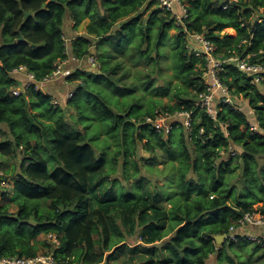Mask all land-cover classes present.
Instances as JSON below:
<instances>
[{"label": "trees", "instance_id": "16d2710c", "mask_svg": "<svg viewBox=\"0 0 264 264\" xmlns=\"http://www.w3.org/2000/svg\"><path fill=\"white\" fill-rule=\"evenodd\" d=\"M180 1L186 11L177 23L175 12L160 8L159 0H0V124H7V128L0 125V156H22L12 183L19 209L10 212L8 205L0 204V258L34 257L39 254L38 242L51 246L49 253L59 264H118L120 251L136 255L134 264H248L257 250L264 251V241L253 242L243 235L253 228L238 225V239L230 237L231 227L246 212L264 215V78L254 84L236 63L224 65L221 79L248 106L219 99L213 119L195 104L205 90L206 62L188 47L190 36L199 33L211 41L216 55L236 53L264 64V0ZM151 8L144 22L141 17ZM68 13L75 28L90 19L86 33L71 41V51L79 58L89 54L97 40L99 49L106 42L116 50L130 43L137 62L143 57L158 65L168 30L175 26L169 54L179 82L174 89L155 87V79L147 74L140 83L170 94L175 102L144 100L137 93L139 84L125 82L130 77L127 70L116 75L123 65L111 62L115 54L105 47L109 58L101 60V73L77 68L65 77L78 83L65 101L77 114L74 124L67 121L63 106L53 103L50 91L37 89L36 81L68 57L63 28ZM20 66L36 81L14 95V88L23 83L14 74ZM165 110L189 111L190 125L177 115L169 120L172 127L165 138V129L155 124L158 113ZM252 120L260 130L251 129ZM92 125L100 127L99 135L106 133L104 138L112 139L111 145L114 141L120 146L114 163L122 153L121 165L132 162L134 172L139 169L137 159L128 158L140 151L137 142L147 151L163 152L162 163L170 169L160 186H143L135 201L139 204L113 196L120 181L110 179L101 150L91 145ZM50 158L57 163L50 165ZM1 166L2 161L0 171ZM171 175L174 180L168 182L166 197L162 188ZM3 179L7 176L0 172ZM42 200L49 205L42 207ZM139 226L141 244L125 243V232L132 235ZM41 233L55 234L59 244L47 238L48 242L40 241ZM219 234H226L221 243ZM249 242L252 256L244 259L234 247L247 249Z\"/></svg>", "mask_w": 264, "mask_h": 264}, {"label": "rangeland", "instance_id": "374dc122", "mask_svg": "<svg viewBox=\"0 0 264 264\" xmlns=\"http://www.w3.org/2000/svg\"><path fill=\"white\" fill-rule=\"evenodd\" d=\"M152 8L144 11L141 17L144 22L148 20L149 12L152 10ZM178 10L180 9L178 8ZM175 13L177 14V16H180L177 21V23H179L181 19V15H178L177 12ZM70 19L71 18L68 13L65 18L64 25H63L64 38L66 40L69 56L72 55L71 41L74 38L86 33V26L90 21L89 18H86L81 22V24L77 28H75L74 21ZM229 32L233 35L235 34L233 30H229ZM113 33H115V31ZM175 33H176L175 26H173L171 29L168 30V34L165 38L166 39L165 44L164 46H162V49L165 48L163 49V51H165V54L163 53V56L158 59L159 61L158 65H155L153 61H146L143 57H140L139 58L140 61L137 62L136 59L134 58L136 57V55H131L130 53L132 52V49H131L132 44L130 43H126L123 49L116 50L115 49L116 47L114 48V46L110 42H106L105 45L101 49H99L96 44L98 43V41L96 40L92 44L91 50H90V53H93L97 56L96 67L93 68L86 61H83L80 65L77 64L76 62H71L73 63V65H70L71 64L70 63L69 68L71 70L74 68H82L85 70H90V71H94L97 73H101V69H100L101 68L100 63H102L101 60L103 59L106 60L107 58H109V56H107V54L104 52V48L106 47L107 50H111L110 53L115 54L114 55L115 58H112L111 62L119 61L123 65V67L118 71L116 75L120 77L122 72L127 70L128 75H130V77L127 80H125V82L127 83L136 82L137 84H139V87L141 88H139L137 93L138 94L142 93L144 95V100L148 101L150 97H153L157 100L158 99L161 100L162 104H169V103L172 104L175 102L176 99L172 98L170 94H166V95L160 94L158 90L153 89V88L145 89L143 86H141L140 83L142 82L143 78L145 79L147 78V74H151V76L155 79L154 80L155 87L159 86L161 88V86L167 85V87L169 86V89H174L176 84L179 82V79L174 76L172 58L169 54L170 49L172 48L171 40L173 39ZM138 40H139V36L134 39V42H138ZM138 77H141V78H138ZM51 82L46 81L45 83L42 84L43 86L41 84L39 85L38 83L39 85L38 87L53 93L54 95L53 100L56 99L58 101V104L63 106L62 108H63L65 119L69 121L70 123L74 124L75 115L77 113L75 109L73 107L68 106L65 103V101L66 99H68V94L74 89V87H76V85H78V83L77 82H73V83L67 82L65 77L60 78L58 80H53ZM49 86L53 87L54 89H49ZM21 87L24 88L25 86L21 85ZM108 90L114 92L112 88H109ZM236 104L245 109H247V106H248L247 102H245L244 98L242 97L241 98L238 97V99L236 100ZM252 111H251V114H252ZM0 125L2 128H7V124L3 123ZM83 126L78 125L79 129L80 128L84 129ZM162 127L163 129H165L164 137L166 138L168 132L170 131L172 127V124L166 122L162 124ZM91 131H92L91 135L93 139L90 140V143L94 147V149L96 148V150H101V155L103 156H100V157H104L106 159V166L108 167L110 179H117L120 181V182H116L117 186L115 187V189H118L117 190L118 192L116 195H113L115 197H119L122 199L129 198L130 203L134 202V203L139 204L140 202H135V201L142 194L143 186L145 187V186H148L149 184L153 187H155L156 184L158 186L163 181L168 169H170V167L167 166V163H162L164 156H163V152L160 149H157V151L153 153V152H150L144 149L143 144L138 143V142L137 144H139L140 151H138V153L133 154L132 157L128 159L129 160L137 159V162H138L137 165H139L138 167L139 169L135 168V172H134V165L132 162H129L127 167H123L121 165L122 161L124 160V156L122 153L118 155V158L116 160L117 162L114 163V156L116 155L117 151L121 149L120 146L116 147L114 141L111 145L110 141L112 139L110 140L109 138H104L106 136L105 135L106 133L99 135L100 127L98 125H92ZM103 148H106V149H103ZM152 156H155V159L153 160V162H148L150 160L147 161L146 159L151 158ZM21 157L22 156H20V154L15 157H10V158L0 156V162L2 161V166H1V171H0L1 175L7 176V179H3L2 181L0 180V193L1 194L5 193V195L2 194L0 197V204L8 205V210L10 212H17V210L19 209V204L17 200L13 198L15 195H17V193L16 192L12 193V183H13V179L17 176L20 170L18 163ZM49 162H50V165L52 166L57 163L56 161L52 162V158H50ZM123 175H125L124 178L122 177ZM138 180H140L141 183H137ZM171 180H174V177H172V175L168 177L167 179H165L164 181L165 184L162 190L166 194V197L169 195L170 190L168 188V182H170ZM121 185H122V188H121ZM164 202L167 208L170 209L171 202L168 200ZM48 205H49L48 201L42 200L41 202L42 207L48 206ZM141 227L139 226L137 230L135 231V233L132 235L127 234V232H125L124 242L128 243L129 245H135V244L140 243L141 240L138 237V234L139 232L141 233L143 230ZM167 229L168 227L166 228V230ZM172 234H173V231L169 233L165 238H169V236H171ZM94 236L95 238H98V232H95ZM38 238L40 241L45 240L46 242H48V240L46 239L47 236L43 233H41ZM37 244L40 247L39 254L46 255L49 253L51 249L50 245H44L43 243H39V242ZM246 246H247V249H243L239 246L234 247L235 251H237L244 259H248L252 256V254H250V251H251L250 248L253 246V243L249 242ZM96 248L100 249V246L97 245ZM235 251L228 250V253L234 256L236 259L240 260V258L236 256L237 253ZM120 252L118 253L119 254V257L117 260L118 264H134L135 260H137V257L134 254H132V256L130 257V254L125 255L123 254V251L121 253ZM256 252L258 253H255L254 256L248 259V264H264V251L257 250ZM213 264H220V263H217L215 261Z\"/></svg>", "mask_w": 264, "mask_h": 264}, {"label": "built area", "instance_id": "2783aa9c", "mask_svg": "<svg viewBox=\"0 0 264 264\" xmlns=\"http://www.w3.org/2000/svg\"><path fill=\"white\" fill-rule=\"evenodd\" d=\"M158 6L164 10H170L176 12V9L179 8L181 12L177 11L178 15L184 14L185 5L181 3L180 0H159ZM176 14V13H175ZM177 16V14H176ZM178 18L180 16H177ZM180 19V20H181ZM189 50L193 51L196 56L200 57L202 60L206 62V66L203 71V80L205 84V90L200 93L197 101L195 102L196 106L201 109L206 110V112L213 118L217 119V111H218V101L221 99L223 102L236 104L237 98L233 96L232 90L229 86L223 82L220 76V72L224 69V65L228 63H236V65L243 72L248 74L251 78L252 83H260L264 78V64L260 62L252 61L249 56L246 58H242L236 53L230 55L229 57H222L216 55L214 52V46L209 39H207L203 34L195 33L192 34L188 40ZM83 61H86L91 67L95 68L97 65V56L93 53H89L82 58H79L75 55H71L63 60H58L56 62V68L54 71L46 76L41 81H36L35 75L30 72L25 66H20L14 70L17 72H25L27 79L22 84L25 86L24 88L20 86L14 88V95H19L22 91H24L32 82H37L39 85L45 83L46 81L58 80L60 78L68 76L75 69H70L69 64L71 62H76L77 64H81ZM38 85V86H39ZM37 86V89H41ZM72 96V91L68 94V98ZM55 104L58 101L53 100ZM180 115L184 119V123L186 125H190V115L189 111H181L177 113H172L169 110L160 111L156 117L155 124L156 127L161 129L162 124L169 122L170 119ZM151 119H148L150 122ZM251 129L254 131L260 130L259 124L257 120H252L250 122ZM231 153L235 154L233 148H231ZM240 225L241 228L250 227L255 230H251L249 232H245L244 237L249 240L257 243H261L264 241V215L260 211H249L244 214L242 218L239 219L237 225L231 227L230 237L233 240L238 239V231H236L237 226ZM226 235V234H225ZM47 239L53 240L55 244H59V240L55 234H48ZM0 264H59L57 263L54 255L52 253H48L46 255L38 254L34 257H26L20 255H14L10 257H2L0 258Z\"/></svg>", "mask_w": 264, "mask_h": 264}, {"label": "crops", "instance_id": "0c3cea01", "mask_svg": "<svg viewBox=\"0 0 264 264\" xmlns=\"http://www.w3.org/2000/svg\"><path fill=\"white\" fill-rule=\"evenodd\" d=\"M70 65H73V63H71ZM16 77H19L21 80H23L22 82L24 83V81L27 79V76L25 74V72H17L15 73ZM52 83V82H51ZM43 86V85H42ZM49 89H54L53 87L49 86ZM52 93V92H51ZM53 94V93H52Z\"/></svg>", "mask_w": 264, "mask_h": 264}, {"label": "water", "instance_id": "95a60500", "mask_svg": "<svg viewBox=\"0 0 264 264\" xmlns=\"http://www.w3.org/2000/svg\"><path fill=\"white\" fill-rule=\"evenodd\" d=\"M30 16V13H27L26 14V17L28 18ZM21 40H23V37H21ZM226 237L225 234H219V235H216V238H217V241L219 243L223 242L224 238Z\"/></svg>", "mask_w": 264, "mask_h": 264}, {"label": "clouds", "instance_id": "9594fccd", "mask_svg": "<svg viewBox=\"0 0 264 264\" xmlns=\"http://www.w3.org/2000/svg\"><path fill=\"white\" fill-rule=\"evenodd\" d=\"M73 54V53H72Z\"/></svg>", "mask_w": 264, "mask_h": 264}]
</instances>
